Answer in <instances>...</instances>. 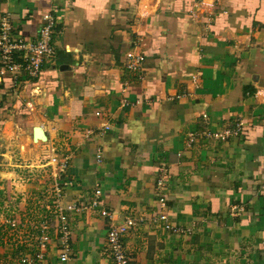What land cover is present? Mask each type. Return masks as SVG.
Segmentation results:
<instances>
[{"label": "crops", "instance_id": "1", "mask_svg": "<svg viewBox=\"0 0 264 264\" xmlns=\"http://www.w3.org/2000/svg\"><path fill=\"white\" fill-rule=\"evenodd\" d=\"M48 11L55 56L36 77L0 74V145L27 152L44 129L71 182L58 204L82 206L62 210L70 264H115L108 231L128 216L132 264H264V0H0V24L34 40ZM161 195L179 230L156 218Z\"/></svg>", "mask_w": 264, "mask_h": 264}, {"label": "built area", "instance_id": "2", "mask_svg": "<svg viewBox=\"0 0 264 264\" xmlns=\"http://www.w3.org/2000/svg\"><path fill=\"white\" fill-rule=\"evenodd\" d=\"M43 25L40 28L39 35L34 40H29L22 36L13 34V25L9 18H3L0 24V74H11L15 76L16 81L21 80L25 76L36 77L41 67L46 60L52 59L56 54V48L53 43V34L56 28V15L52 11L43 14ZM126 66L130 69L136 70L140 68L144 61L142 54L136 53L133 50L127 52ZM100 112L97 111V114ZM231 134V131L225 130L222 132H207L206 135L215 137L217 139L225 140ZM193 140V137L192 139ZM99 157V155H98ZM57 162L56 157L53 159ZM58 176V175H57ZM158 186L164 185L163 178L158 179ZM63 185H70V181H63L56 186L57 196L62 195ZM100 189L96 190V198L91 202V208L100 206L99 196ZM159 204L162 210L157 214V219L162 221L164 228L179 230L178 227L171 224L167 215V199L161 195L159 197ZM66 208L68 210L80 211L82 206L74 203L67 204L61 207L57 204V217L59 223L56 225L55 235L49 232H42L36 238L35 246L29 248L25 253L21 252L19 258L21 264H48L47 253L48 248L52 244L59 247L58 264H70L72 248L69 243V226L67 216L62 212ZM102 215H109V211L103 209ZM13 225V223H10ZM140 221L132 216H128L121 224H112L108 231V246L110 253L114 259L115 264H132L129 254L125 250L123 238L129 233L130 229L139 225ZM15 226V225H13Z\"/></svg>", "mask_w": 264, "mask_h": 264}, {"label": "rangeland", "instance_id": "3", "mask_svg": "<svg viewBox=\"0 0 264 264\" xmlns=\"http://www.w3.org/2000/svg\"><path fill=\"white\" fill-rule=\"evenodd\" d=\"M37 136L36 147L24 146L27 152L16 144L0 145V264H21V252L35 246L42 230L51 234L56 227L57 162L42 152L39 147L45 142Z\"/></svg>", "mask_w": 264, "mask_h": 264}, {"label": "water", "instance_id": "4", "mask_svg": "<svg viewBox=\"0 0 264 264\" xmlns=\"http://www.w3.org/2000/svg\"><path fill=\"white\" fill-rule=\"evenodd\" d=\"M39 134H41L44 139H47V136L43 131V128L41 126H35L33 129V137H36Z\"/></svg>", "mask_w": 264, "mask_h": 264}, {"label": "trees", "instance_id": "5", "mask_svg": "<svg viewBox=\"0 0 264 264\" xmlns=\"http://www.w3.org/2000/svg\"><path fill=\"white\" fill-rule=\"evenodd\" d=\"M10 226V225H9ZM2 228H0V238L2 237V235L4 234L2 231Z\"/></svg>", "mask_w": 264, "mask_h": 264}, {"label": "bare ground", "instance_id": "6", "mask_svg": "<svg viewBox=\"0 0 264 264\" xmlns=\"http://www.w3.org/2000/svg\"><path fill=\"white\" fill-rule=\"evenodd\" d=\"M44 131V130H43ZM39 136H41V134H39ZM38 138V136H36ZM42 140H46V139H43V137H41Z\"/></svg>", "mask_w": 264, "mask_h": 264}]
</instances>
